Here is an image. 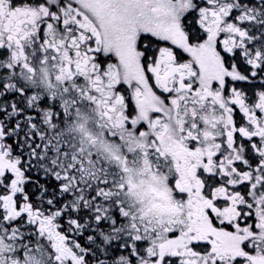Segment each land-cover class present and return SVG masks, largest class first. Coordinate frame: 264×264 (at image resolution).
<instances>
[{"label": "snow or ice", "instance_id": "snow-or-ice-1", "mask_svg": "<svg viewBox=\"0 0 264 264\" xmlns=\"http://www.w3.org/2000/svg\"><path fill=\"white\" fill-rule=\"evenodd\" d=\"M0 264H264V0H0Z\"/></svg>", "mask_w": 264, "mask_h": 264}, {"label": "rangeland", "instance_id": "rangeland-1", "mask_svg": "<svg viewBox=\"0 0 264 264\" xmlns=\"http://www.w3.org/2000/svg\"><path fill=\"white\" fill-rule=\"evenodd\" d=\"M241 86L245 87V90H248V91H249V95H251V90L248 89L247 85H241ZM241 115H242V114H240V116H241Z\"/></svg>", "mask_w": 264, "mask_h": 264}, {"label": "flooded vegetation", "instance_id": "flooded-vegetation-1", "mask_svg": "<svg viewBox=\"0 0 264 264\" xmlns=\"http://www.w3.org/2000/svg\"><path fill=\"white\" fill-rule=\"evenodd\" d=\"M237 119H238V120L240 119V114L237 115Z\"/></svg>", "mask_w": 264, "mask_h": 264}]
</instances>
